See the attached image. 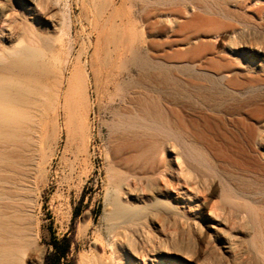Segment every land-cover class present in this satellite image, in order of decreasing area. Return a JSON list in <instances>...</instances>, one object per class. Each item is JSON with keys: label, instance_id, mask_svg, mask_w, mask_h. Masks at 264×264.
Instances as JSON below:
<instances>
[{"label": "bare ground", "instance_id": "6f19581e", "mask_svg": "<svg viewBox=\"0 0 264 264\" xmlns=\"http://www.w3.org/2000/svg\"><path fill=\"white\" fill-rule=\"evenodd\" d=\"M10 1L0 0V264H40L38 158L64 137L58 122L67 110V143L88 144L86 80L80 74L70 97L63 93L51 40L29 20L44 1L27 0L18 13ZM131 1L135 32L120 10L129 0L103 3L116 46L109 63L122 66L110 238L79 264H209L218 249L239 264H264V174L253 177L241 118L264 100V0ZM52 13L45 20L55 26ZM255 144L264 152L263 132ZM192 225L201 235L194 251Z\"/></svg>", "mask_w": 264, "mask_h": 264}, {"label": "rangeland", "instance_id": "374dc122", "mask_svg": "<svg viewBox=\"0 0 264 264\" xmlns=\"http://www.w3.org/2000/svg\"><path fill=\"white\" fill-rule=\"evenodd\" d=\"M26 1L11 0L10 3L18 13ZM97 1L102 6L99 7ZM100 1L42 0L45 10L34 18L29 16L32 26L45 35L48 34L51 40L48 52L56 57L55 71L58 74L62 69L65 73L63 93L70 97L72 82L78 81L82 73L85 76L87 96L85 95L82 111L90 130L87 145H81L78 138L67 143L69 110L61 113L58 124L65 129L64 137L59 144L53 142L51 148L38 158L40 165L35 178H38L37 186L41 195L33 202L32 213L38 226L37 246L43 251V256H38L40 264H43L45 255L50 250L52 235L59 238L64 235L70 237L75 264H79L83 256L101 254L102 250L95 247V242L110 238V220L105 211L111 195L109 176L114 166L111 124L114 119L112 111L118 104V81L122 66L120 61L109 63L110 53L116 46L111 37V25L103 12L106 0ZM129 1L121 5L120 10L129 16L128 26L135 32L139 21L132 14L134 7L132 8V1ZM49 12L56 16L55 26L46 23L45 13ZM96 81L100 82L99 91L96 89ZM252 109L251 113H242L241 118L246 120L250 128V136L246 139L256 170L253 177L259 179L258 173L264 174V152L256 146L255 139L259 133H264V100H254ZM80 147L84 149L83 153L78 152ZM215 198L219 196L216 195ZM77 212L80 214L75 216ZM186 240L193 245L194 251L201 241L200 231L196 226H191ZM110 253L109 249L108 254ZM206 262L239 264V259L233 253L218 249L217 253L207 257Z\"/></svg>", "mask_w": 264, "mask_h": 264}, {"label": "trees", "instance_id": "16d2710c", "mask_svg": "<svg viewBox=\"0 0 264 264\" xmlns=\"http://www.w3.org/2000/svg\"><path fill=\"white\" fill-rule=\"evenodd\" d=\"M80 213H75L78 216ZM50 250L45 255L43 264H75L72 256V241L69 236L59 238L52 235L50 239Z\"/></svg>", "mask_w": 264, "mask_h": 264}]
</instances>
